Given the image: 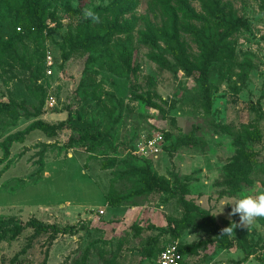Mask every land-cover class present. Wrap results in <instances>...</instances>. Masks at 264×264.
<instances>
[{
    "label": "rangeland",
    "instance_id": "1",
    "mask_svg": "<svg viewBox=\"0 0 264 264\" xmlns=\"http://www.w3.org/2000/svg\"><path fill=\"white\" fill-rule=\"evenodd\" d=\"M47 2L41 44L0 42V105L11 106L0 111V264H158L170 244L188 246L183 264H264V218L221 233L239 222L225 204L264 191V0ZM19 8L0 0L9 21ZM84 9L99 16L94 30L120 29L95 47L98 63L64 51ZM235 19L244 24L230 30ZM161 32L176 34L188 65ZM123 46L136 73L117 76ZM147 92L157 108L133 95ZM37 120L66 127L24 134ZM86 130L102 145L70 147ZM142 169L157 190L110 204L141 186ZM30 220L60 232L38 233Z\"/></svg>",
    "mask_w": 264,
    "mask_h": 264
},
{
    "label": "trees",
    "instance_id": "2",
    "mask_svg": "<svg viewBox=\"0 0 264 264\" xmlns=\"http://www.w3.org/2000/svg\"><path fill=\"white\" fill-rule=\"evenodd\" d=\"M12 2L17 3L20 7L17 16L13 20H8L7 17L0 16V42L5 46V48L12 50L17 44L21 43L23 37H29V39H33L38 44L42 43L43 33L46 29V19L49 17V4L47 0H12ZM52 17V16H51ZM231 21V22H230ZM230 22V23H229ZM230 30L237 28L238 25H241L243 22L240 20H229ZM244 24V23H243ZM94 22L91 19H84L79 28L75 33H68L65 37V41L63 42L64 51L68 52H76V51H84L89 53V62L98 63L100 61V55L95 53L94 49L98 46H104L108 43V39L111 38L115 34H119L120 29L117 26L108 27L107 30L105 29H97L94 30ZM19 29V30H17ZM162 37L166 40L173 42L178 46L176 52H174L175 61L180 63L184 66L188 65L187 59L184 57L183 51L178 44V39L175 33L167 34V32H161ZM5 39V40H4ZM120 57L124 64L126 70L119 66H110V71L113 72L117 76H127L128 73H136L135 68L132 66L131 55L129 50L126 46H123L120 51ZM160 65L162 67H168V62L164 59L158 58ZM126 71V73H125ZM149 96L143 97L133 94L134 97L142 99L147 105L157 108L158 105L152 97L154 94L147 92ZM11 109L10 105H0V111L2 113H6L8 110ZM66 127L65 123H57V124H50L44 122L42 120L34 121L30 124L25 133H28L32 130H39L44 133L48 137L54 136L57 132L61 131ZM7 141L10 143L13 141L10 137L7 138ZM74 144L87 146L92 145L94 147L101 146V141L97 136L93 133L84 132L83 134H78L74 138L70 140V147ZM8 151L4 152L6 156ZM143 175L140 176L141 186L136 188L125 195H120L117 197H113L109 195L108 200L110 204H118L123 201L130 199L132 196L136 195H143L148 192L156 191L157 189V182L155 179V175H153L149 170L142 169ZM175 226L179 224V222H173ZM28 227H31L34 231L38 233H46L51 232L53 234H58L60 230L54 225L43 224L41 222H37L35 220H30L27 223ZM3 224L0 222V231L3 230ZM149 229H158L162 233L171 232L173 235H176V228H156L153 225L148 226ZM22 230L20 225L15 224L12 227V237H17ZM219 246L224 248H231V242H219ZM166 246L161 247L157 253V259L159 257L160 252ZM188 246H178V250L183 256L185 252H187ZM154 252L149 251L147 253L148 256H153ZM86 263L85 260H83ZM183 264V260L181 262Z\"/></svg>",
    "mask_w": 264,
    "mask_h": 264
},
{
    "label": "clouds",
    "instance_id": "3",
    "mask_svg": "<svg viewBox=\"0 0 264 264\" xmlns=\"http://www.w3.org/2000/svg\"><path fill=\"white\" fill-rule=\"evenodd\" d=\"M83 17L84 19H91L93 22H99V16L91 9H84ZM225 205H231V211L228 215L229 217L238 216L239 222L223 228L221 230L222 235H231L236 227L249 229L257 218H264V191L251 196L235 198L230 204ZM225 205L222 207V212Z\"/></svg>",
    "mask_w": 264,
    "mask_h": 264
},
{
    "label": "built area",
    "instance_id": "4",
    "mask_svg": "<svg viewBox=\"0 0 264 264\" xmlns=\"http://www.w3.org/2000/svg\"><path fill=\"white\" fill-rule=\"evenodd\" d=\"M19 30V29H17ZM52 58L50 55L46 57V73L50 75L52 73ZM49 104L52 106L54 100L51 98ZM183 256L178 250L177 244H170L166 246L159 254L158 264H181Z\"/></svg>",
    "mask_w": 264,
    "mask_h": 264
}]
</instances>
